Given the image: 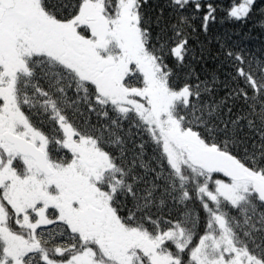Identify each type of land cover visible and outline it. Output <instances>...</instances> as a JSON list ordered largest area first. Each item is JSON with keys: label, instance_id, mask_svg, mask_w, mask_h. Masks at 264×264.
<instances>
[{"label": "snow or ice", "instance_id": "snow-or-ice-1", "mask_svg": "<svg viewBox=\"0 0 264 264\" xmlns=\"http://www.w3.org/2000/svg\"><path fill=\"white\" fill-rule=\"evenodd\" d=\"M0 264H264V0H0Z\"/></svg>", "mask_w": 264, "mask_h": 264}]
</instances>
